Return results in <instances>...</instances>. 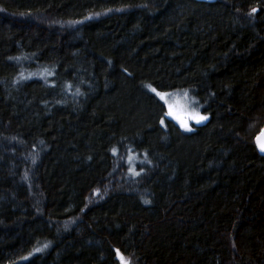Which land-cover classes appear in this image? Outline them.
<instances>
[{
	"label": "trees",
	"instance_id": "trees-1",
	"mask_svg": "<svg viewBox=\"0 0 264 264\" xmlns=\"http://www.w3.org/2000/svg\"><path fill=\"white\" fill-rule=\"evenodd\" d=\"M263 128L264 0H0V264H264Z\"/></svg>",
	"mask_w": 264,
	"mask_h": 264
},
{
	"label": "rangeland",
	"instance_id": "rangeland-1",
	"mask_svg": "<svg viewBox=\"0 0 264 264\" xmlns=\"http://www.w3.org/2000/svg\"><path fill=\"white\" fill-rule=\"evenodd\" d=\"M156 94L168 107L174 123L177 124L184 132L190 133L197 129V126L202 121L197 123L195 118H198L199 116H207L209 119V115L203 110V104L200 99L189 90H178L174 92L156 91ZM182 122L187 125V128L181 126ZM129 156L131 169L134 173H136L135 168L139 165V163H144L145 159L143 156L137 155L136 153H132Z\"/></svg>",
	"mask_w": 264,
	"mask_h": 264
},
{
	"label": "snow or ice",
	"instance_id": "snow-or-ice-1",
	"mask_svg": "<svg viewBox=\"0 0 264 264\" xmlns=\"http://www.w3.org/2000/svg\"><path fill=\"white\" fill-rule=\"evenodd\" d=\"M252 11L255 12L256 9H253ZM152 91H155V89H152ZM195 119H196L197 123H200L201 121L207 120L208 117L207 116H199L198 118H195ZM161 123H163V121H161ZM181 126L187 128V125L183 124V122H182ZM187 130H191V129H187ZM262 137H264V133H262L261 136H258L256 138V142H257V145H258L260 151L264 152V139H262ZM117 254L120 256L121 264H129V262L125 261L124 257L121 254H119V252Z\"/></svg>",
	"mask_w": 264,
	"mask_h": 264
},
{
	"label": "water",
	"instance_id": "water-1",
	"mask_svg": "<svg viewBox=\"0 0 264 264\" xmlns=\"http://www.w3.org/2000/svg\"><path fill=\"white\" fill-rule=\"evenodd\" d=\"M196 1H198V2H204V3H215L217 0H196ZM262 133H264V128H263L262 131L256 136V138H257L258 136H261ZM256 138H255V141H256ZM262 139H264V137H262ZM256 144H257V142H256ZM257 147H258V145H257ZM258 149H259V147H258ZM259 151H260V149H259ZM260 153L264 155V152H261V151H260ZM119 258H120V256H119ZM120 261H121V259H120Z\"/></svg>",
	"mask_w": 264,
	"mask_h": 264
},
{
	"label": "flooded vegetation",
	"instance_id": "flooded-vegetation-1",
	"mask_svg": "<svg viewBox=\"0 0 264 264\" xmlns=\"http://www.w3.org/2000/svg\"><path fill=\"white\" fill-rule=\"evenodd\" d=\"M182 118H184V117H182Z\"/></svg>",
	"mask_w": 264,
	"mask_h": 264
}]
</instances>
